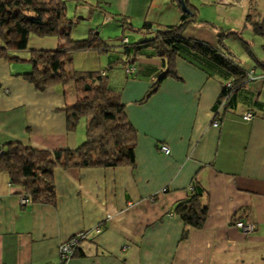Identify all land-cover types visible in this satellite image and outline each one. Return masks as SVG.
Instances as JSON below:
<instances>
[{
	"label": "crops",
	"instance_id": "crops-1",
	"mask_svg": "<svg viewBox=\"0 0 264 264\" xmlns=\"http://www.w3.org/2000/svg\"><path fill=\"white\" fill-rule=\"evenodd\" d=\"M194 4L197 20L182 35L216 48L219 41L207 22L234 16L246 25L264 17V0ZM66 15L79 18L71 29L74 39L93 31L118 36L109 40L112 50L72 53L68 69L107 75L137 132L134 162L56 167L53 205L21 204L22 189L0 171V264H60L59 244L82 230L88 238L66 264H264V60L255 57L258 67L241 64L254 78L223 105L222 85L230 76L207 56L184 49L174 60V74L154 89L164 63L150 46L122 44L120 36L131 44L152 36L137 30L145 21L178 23V0H66ZM228 26L226 31L240 32ZM62 43L58 36L30 35L26 49L9 50L19 58L0 54V146L20 142L53 151L85 140L86 120L70 131L63 110L79 98L73 82L40 91L23 75L31 68L24 61L31 49ZM247 111L250 120L242 117ZM216 113L219 123L213 126ZM163 144L168 153L161 151ZM193 186L202 190L207 215L202 227H189L182 239L184 223L174 209ZM238 220L253 222L254 231L241 232L234 225Z\"/></svg>",
	"mask_w": 264,
	"mask_h": 264
},
{
	"label": "trees",
	"instance_id": "trees-1",
	"mask_svg": "<svg viewBox=\"0 0 264 264\" xmlns=\"http://www.w3.org/2000/svg\"><path fill=\"white\" fill-rule=\"evenodd\" d=\"M178 1V23L153 25L145 21L137 30L151 32L152 36L132 44L126 39L123 41L120 36L122 44L125 49L130 47L136 50L150 46L164 63L166 71L158 76L154 89L163 77L174 74V60L184 49L202 53L230 76L222 85L220 94V103L226 105L235 91L247 81L250 71L232 58L224 42L226 35L239 36L240 32H228L220 25L207 22L215 31L219 47L186 38L182 32L188 24L197 20V6L194 4L195 0H183L185 11L180 0ZM77 19L79 18L66 15V0H0V39L3 43L0 54L11 59L19 58L8 55L9 50L26 49L30 35L60 37L63 43L55 49L30 50L24 61L31 68L23 75L40 91L73 82L79 98L63 107L67 128L73 131L80 120H86V138L75 148L50 151L25 146L20 142H9L1 146L3 152L0 154V171L6 172L11 184L20 187L21 193L30 195L31 201L36 203L55 204L56 167H114L134 162L137 132L127 119L118 94L109 88L107 75L97 70L68 69L72 53L112 50L115 45L109 40L113 41L118 36L103 38L98 31H93L85 38L74 39L71 37V29ZM120 21L124 27L131 26L124 19ZM249 24L255 34L264 37V17L249 20ZM261 65L264 67V63ZM128 66H133V63L126 67ZM226 83H230V86L227 87ZM214 118H217V113ZM202 198V190L193 186L188 197L175 206V213L182 219L185 227L182 239L186 237L189 227L203 226L207 208L203 205Z\"/></svg>",
	"mask_w": 264,
	"mask_h": 264
},
{
	"label": "rangeland",
	"instance_id": "rangeland-1",
	"mask_svg": "<svg viewBox=\"0 0 264 264\" xmlns=\"http://www.w3.org/2000/svg\"><path fill=\"white\" fill-rule=\"evenodd\" d=\"M213 17L215 19V16ZM216 19L217 22L215 23L224 29L229 24L228 27L240 30L239 36L229 34L224 37V42L227 45L232 58L242 65H254L258 67L255 62V57L259 60H264V37L255 34L249 24L245 25L244 23V25H242L240 23H236L239 20L234 16L232 19L230 17H216ZM127 32L128 31L126 30L125 33ZM245 43L249 45L248 48H246ZM249 51H251V53Z\"/></svg>",
	"mask_w": 264,
	"mask_h": 264
},
{
	"label": "built area",
	"instance_id": "built-area-1",
	"mask_svg": "<svg viewBox=\"0 0 264 264\" xmlns=\"http://www.w3.org/2000/svg\"><path fill=\"white\" fill-rule=\"evenodd\" d=\"M134 69L133 66H128L126 67V71L127 72H132ZM248 78L249 79H253L254 75H253V71L250 70L248 73ZM226 86L229 87L230 83H226ZM243 119L245 120H250L253 117V114L249 111L245 112L243 114ZM219 123V119L218 118H214L213 120V126H217ZM161 151L168 153L169 149L168 146H166L165 144L160 146ZM3 152L2 147L0 146V154ZM20 203L25 205L28 204L31 201V197L30 195L27 194H20ZM234 225L243 233L247 234L250 233L252 231H254L255 229V224L253 222H245V221H235ZM96 231L100 232V227H96ZM88 238V232L85 230L82 231H78L75 232L74 234H72L71 236H69L66 240H64L63 242H61L58 246V257H59V263L60 264H66V262L68 260L71 259V257L74 254L75 249L79 246L80 242L83 239Z\"/></svg>",
	"mask_w": 264,
	"mask_h": 264
},
{
	"label": "water",
	"instance_id": "water-1",
	"mask_svg": "<svg viewBox=\"0 0 264 264\" xmlns=\"http://www.w3.org/2000/svg\"><path fill=\"white\" fill-rule=\"evenodd\" d=\"M180 3L182 5V9L185 10V11H187L186 8H185V6H184V4H183V0H180Z\"/></svg>",
	"mask_w": 264,
	"mask_h": 264
}]
</instances>
